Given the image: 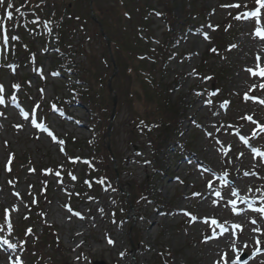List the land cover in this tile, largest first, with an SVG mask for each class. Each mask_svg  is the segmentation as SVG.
Here are the masks:
<instances>
[{"label":"rangeland","instance_id":"obj_1","mask_svg":"<svg viewBox=\"0 0 264 264\" xmlns=\"http://www.w3.org/2000/svg\"><path fill=\"white\" fill-rule=\"evenodd\" d=\"M66 6L75 21L71 27L78 28L72 37L68 33L69 40H85L84 55L74 57L75 77L93 87L91 93L107 107L108 117L112 98L106 85L112 68L107 64L106 46L98 39L97 26L89 23L90 9L103 23L117 59L112 82L117 109L109 136L117 162H108L114 173L101 172L110 179L102 188L82 190V165L68 167L66 152L89 158L84 146L75 149L69 141L92 138L89 111L77 105L58 108L71 119L54 112V102L65 99L68 91L64 79L51 76L54 58L41 45L32 49L39 69L32 63L25 69L19 65L17 74L26 84L21 82L23 91L15 90L17 75L14 78L9 64H17L20 47L12 52V44L6 47L1 40L0 223L15 227V235L0 241V264H24L23 254L43 256L45 264H214L221 252L228 251L229 239L236 241L237 248L247 242L240 257L244 256L247 264H261L264 251L249 257L256 247L264 250V220L254 211L264 206V158L252 151L264 152V88L260 87L264 77L253 76L247 69L255 70L257 63L264 68V39L255 35L257 28L264 31V8L258 18H246L245 13L259 7L256 0H63L56 7ZM153 11L177 23L181 40L165 80H176L171 102H181L184 110L177 144L169 153L159 150L158 156L154 135L131 131L135 118L145 119L146 108L133 106L127 98L131 77L120 68L124 60L118 49L123 40L137 39L140 20ZM154 16L149 17L148 34L163 41L166 28ZM219 25L222 31H229L215 32ZM225 33L231 34L230 43L235 47L219 59L208 49L214 37L224 38ZM29 44L32 47V41ZM218 70L223 73L220 83L216 80ZM99 81L101 87L96 86ZM66 83L75 84L74 77L68 76ZM10 91L12 94L6 96ZM33 120L44 124L46 131H40ZM102 132L98 139L103 142ZM9 163L11 171L6 170ZM154 165L169 168L153 178ZM131 189L132 195L145 191L147 197H131ZM233 200L239 215L232 211ZM253 219L256 225L251 223ZM234 223L241 224L243 230L234 228ZM46 226L55 231L56 249L47 244L53 236L46 238ZM257 226L262 231L252 232ZM38 238L41 243L32 254L31 246ZM254 238L262 243L256 245Z\"/></svg>","mask_w":264,"mask_h":264},{"label":"trees","instance_id":"obj_2","mask_svg":"<svg viewBox=\"0 0 264 264\" xmlns=\"http://www.w3.org/2000/svg\"><path fill=\"white\" fill-rule=\"evenodd\" d=\"M61 1L63 0H22L19 7L13 6L11 9L0 5V17H5V10H7V13L11 12L12 18L9 19V21H16L18 24L17 31L27 29L28 31H32L33 35H41L40 31L45 29L47 32L46 37L50 36L54 38L51 44V48L54 49V69L60 73V76L65 77L68 74L77 75L78 71L74 64V57H76V55H84L82 45L85 43V40L82 38V41L80 40L78 43L69 40L70 37L76 33L78 28L71 27V24L75 21L72 20L74 17L67 12L70 11L68 6H66L65 9H57V3H61ZM35 7L38 8V10L36 8L37 13L41 11V14L43 13L47 16L45 24L42 18L38 19V17H35ZM16 8H19L20 11L16 12ZM49 9H52L51 16L49 15L50 13H44V10ZM31 18L35 19V22L27 26L26 24ZM146 19L147 18H145V21ZM88 20L91 25H95L90 17ZM98 20L100 19L98 18ZM165 22L167 23L168 29L167 38L164 42L157 43L155 48L151 46L152 43L148 40L145 44L136 40H123V44L118 47L124 60L122 66H119L131 77L129 93L125 94L133 106L136 105L140 107L143 105L144 108H146L145 116L143 115L145 119L135 118L136 121L135 123L132 122L134 124L131 125V131L136 132L134 131L135 129L140 132H145L146 130L147 133L154 135V139L158 145L156 146L154 144L156 150L164 148V145L167 150L169 149L174 137L177 135L176 131L178 130V123L182 115L180 104L171 102L172 88L166 84L165 81L167 66L170 59L174 56L177 32L174 29L177 23L174 21L171 22L167 18ZM79 28L85 31L84 26L80 25ZM147 29L148 28H146V30ZM68 33H70V37ZM98 39H101L103 44H105L100 36ZM226 39L228 42V38ZM17 45L22 46V49L19 48L17 54L20 65L25 67L28 59L27 55L29 54V49H27V47L29 48V42L22 39ZM45 45L47 46L50 44L46 43ZM114 58L115 61H117L115 54ZM116 64L118 65L117 62ZM18 79L21 85V82L24 80ZM78 82L86 85L82 77L78 78ZM22 84L24 85V82ZM135 84H137V86H135ZM96 86L101 87L100 81ZM92 90L93 87H89L88 85H86V88H70L71 93L68 101L65 103L77 104L90 113V123L88 126L92 134L91 140L87 142H78L74 138L69 140L70 144L74 146L75 149H81L84 146L86 150L89 151L90 162L82 171L81 187L84 192H86L87 189L92 191L102 184L104 179L108 178V175L101 174L102 171L107 174L114 173V170L108 168V162L111 161V156L107 152L104 143L98 139L102 130V134H104V130L106 129L109 118L107 115L108 109L104 104L95 99L97 96L92 95ZM103 114L107 116L103 117ZM103 122L104 125L102 126ZM68 156L72 158L74 155L71 151H68ZM114 159L116 160V156H114ZM72 166L73 165H68V167ZM159 168L160 167H158V169ZM67 169L70 170V168ZM160 171L163 172L162 169H160ZM47 233L46 238L51 237V234L53 236V238H49L50 243L48 244L56 249L58 245L54 232L49 228ZM33 247L37 249L38 245L34 244ZM33 252H35L34 249Z\"/></svg>","mask_w":264,"mask_h":264},{"label":"snow or ice","instance_id":"obj_3","mask_svg":"<svg viewBox=\"0 0 264 264\" xmlns=\"http://www.w3.org/2000/svg\"><path fill=\"white\" fill-rule=\"evenodd\" d=\"M5 3V0H0V5H3ZM256 3L259 5V7L255 10V11H251L249 13H245V17L246 18H250V17H259L260 15V9L261 8H264V0H256ZM234 7H239V5H233ZM7 8L11 9L13 8V3L11 2V0H9V2L7 3ZM16 12H19L20 9L19 8H16L15 9ZM7 16H8V19H11L12 18V13L11 12H8L7 13ZM240 17H237V19H239ZM259 22V20H258ZM255 35L264 39V31H262L260 28H257L256 29V32H255ZM207 39V36L205 37ZM12 39H18V37H15L13 36ZM4 40H5V43L7 42V36L4 37ZM232 47H235V45H233ZM259 60V57L257 58ZM248 72H250L253 76H261V77H264V68H262L260 66L259 63H257V65L255 66V70H253V68H248L247 69ZM14 87H19V85H14ZM253 88L256 87V85H253L252 86ZM261 88H264V84H261L260 85ZM3 92V86L0 85V93ZM245 97L246 99L248 98L247 97V94H245ZM3 99L0 98V103H3ZM208 103H211V101H208ZM227 103V102H225ZM261 103H264V101H261ZM224 105H222L223 107ZM25 117L28 116L27 113H24ZM249 120H251L252 118L251 117H248ZM32 123L36 126V127H39V128H42L44 127L43 125L41 124H36L35 120L32 121ZM253 123H256L255 121H253ZM261 130L264 131V127H261ZM49 135H51V133H49ZM255 135V133H254ZM53 139H55V137H53ZM241 139H244V137H241ZM245 143H247V141L245 140ZM252 151L258 155V156H261L262 158H264V152H261L259 151L258 149H255L253 148ZM10 170V169H9ZM226 175V174H225ZM247 175V173H246ZM73 179H75V177H73ZM217 196H220V193L219 192H216L215 193ZM233 195H235V192H233ZM213 203H216L215 201H213ZM231 204H232V211L233 213L239 215V211L237 210L236 208V201L233 200L231 201ZM249 207L251 208V205H249ZM69 211H71V209H69ZM254 211L258 212L260 214V219L261 220H264V206L262 207H259V208H256L254 209ZM75 215H80L79 213H74ZM186 216H191L190 213L188 212H185L184 213ZM192 220H195L196 217L195 216H192L191 217ZM213 224H216L217 221L216 220H213L212 221ZM251 223L253 225H256L257 224V220L253 219L251 220ZM221 227V229L223 231H228V229L224 228V225L223 224H220L219 225ZM234 228H237V229H240L241 231L243 230V226L239 223H234L232 225ZM31 230L29 229V232ZM261 228L259 226L257 227H254L252 229V232H261ZM207 239H209L208 237L205 238V242L207 241ZM255 239V243L256 245H260L262 243L261 239L259 238H254ZM109 243H113V241L109 240L108 241ZM10 247H15V245H10ZM248 247V244L247 242H244V247L243 248H237V244H236V241L235 240H231L229 239V244H228V251H223L219 254V257H218V260L217 261H214V264H240V255L243 253L244 251V248H247ZM261 251H264L262 250L260 247H256L254 250H253V253L252 255L249 257V259H253L255 258V256L257 254H259ZM123 255V254H122ZM244 264H247V261H244ZM261 264H264V261H261Z\"/></svg>","mask_w":264,"mask_h":264},{"label":"water","instance_id":"obj_4","mask_svg":"<svg viewBox=\"0 0 264 264\" xmlns=\"http://www.w3.org/2000/svg\"><path fill=\"white\" fill-rule=\"evenodd\" d=\"M108 89H109L110 92H112L110 84L108 85ZM115 107H116V98L114 97L113 98V111H112V115H111V118H110L108 130H107V137L109 136V133H110L111 123H112L113 115H114V112H115ZM93 264H104V263L103 262H94Z\"/></svg>","mask_w":264,"mask_h":264}]
</instances>
